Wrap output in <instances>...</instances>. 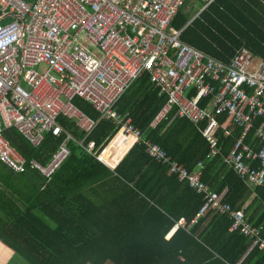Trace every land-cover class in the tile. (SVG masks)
Masks as SVG:
<instances>
[{"label": "trees", "instance_id": "16d2710c", "mask_svg": "<svg viewBox=\"0 0 264 264\" xmlns=\"http://www.w3.org/2000/svg\"><path fill=\"white\" fill-rule=\"evenodd\" d=\"M257 6L264 9V0H215L194 20L185 14L190 11H180L172 28L182 30L184 43L224 64L244 49L264 59V47L256 46H264L259 39L264 21L256 23L251 15ZM166 103L167 97L159 95L145 74L123 94L115 110L129 115L145 140L189 172L201 164L208 189L222 195L233 210L243 211L250 224L262 227L264 237V187L250 186L225 163L242 129L233 127L226 136L228 117H217L218 153L212 156L203 135L207 121L195 125L173 109L151 127ZM73 104L98 123L86 134L75 121L59 118L64 132L82 146L67 142L70 155L50 179L30 169L18 174L0 163V242L15 255L26 264H264V250L252 248L251 239L230 231L229 215L209 212L189 227L203 205V195L171 175L168 164L154 161L144 145L133 146L114 170L88 153V145L94 143L92 153L100 155L119 128L100 120L89 103L75 99ZM261 122H254L244 140L254 152L261 147L255 138ZM3 135L27 162L41 165L48 164L66 138L47 134L39 147H33L15 128ZM252 166L257 168L259 162ZM65 201L85 210L78 222L92 236L58 209ZM181 219L186 226L167 239Z\"/></svg>", "mask_w": 264, "mask_h": 264}, {"label": "built area", "instance_id": "2783aa9c", "mask_svg": "<svg viewBox=\"0 0 264 264\" xmlns=\"http://www.w3.org/2000/svg\"><path fill=\"white\" fill-rule=\"evenodd\" d=\"M187 1L0 0V163L18 174L30 169L50 179L70 155L67 142L75 141L59 125V118L75 121L86 134L98 123L75 107L73 101L80 99L100 120L119 128L100 155L92 153L94 143L88 145V153L114 169L104 160L113 158L114 148L144 145L154 161L168 164L171 175L203 195V205L189 227L209 212L226 214L233 219L231 232L251 239L252 248L264 250L262 227L250 224L243 211L233 210L222 195L208 189L201 164L189 172L145 140L129 115L115 110L123 94L147 74L159 95L167 97L151 127L173 109L195 125L207 121L203 135L212 156L218 153L216 118L227 115L224 134L229 136L233 127L242 129V134L225 163L250 186L264 187V62L244 49L224 64L184 43L182 30L173 29L172 23L187 8ZM194 1L200 2L203 12L215 0ZM257 119L262 120L255 133L261 147L254 152L244 140ZM9 128L33 147H39L47 134L66 138L48 164L41 165L27 162L10 145L3 135ZM254 162H259L257 168ZM185 226L181 219L167 239Z\"/></svg>", "mask_w": 264, "mask_h": 264}, {"label": "crops", "instance_id": "0c3cea01", "mask_svg": "<svg viewBox=\"0 0 264 264\" xmlns=\"http://www.w3.org/2000/svg\"><path fill=\"white\" fill-rule=\"evenodd\" d=\"M201 8L192 20H194L196 17H198L202 13ZM251 15H255L254 18H255L256 23L264 21V9L259 6H257L255 12H252ZM259 39L260 41L264 42V35L259 36ZM262 44L263 43L261 44L256 43V46L258 48H262L264 47ZM255 59L256 61L264 62V59H261L258 57H255ZM128 151L129 150H124V149L119 150L117 148H114V150H112L113 158L111 159L104 158V160H107L110 165L114 166V169H115L117 165L121 162V160L125 157V155L128 153ZM57 207L60 211H62L67 217L71 219L72 224L77 229H79L82 233H84L87 236H92V234L88 230H86L82 225H80L78 222L79 218L85 214V210L82 207H80L78 204H76L73 201H65L59 204ZM0 264H26V263L21 258H19L17 255H15L11 249H9L7 246H5L4 244L0 242Z\"/></svg>", "mask_w": 264, "mask_h": 264}, {"label": "rangeland", "instance_id": "374dc122", "mask_svg": "<svg viewBox=\"0 0 264 264\" xmlns=\"http://www.w3.org/2000/svg\"><path fill=\"white\" fill-rule=\"evenodd\" d=\"M200 8H201L200 2H197L194 0H188L186 10L190 11V13H185V14H188L190 17H193L197 14V12L200 10Z\"/></svg>", "mask_w": 264, "mask_h": 264}]
</instances>
